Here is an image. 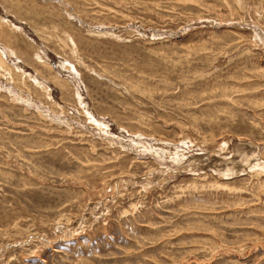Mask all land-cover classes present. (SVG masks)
<instances>
[{
    "label": "rangeland",
    "instance_id": "1",
    "mask_svg": "<svg viewBox=\"0 0 264 264\" xmlns=\"http://www.w3.org/2000/svg\"><path fill=\"white\" fill-rule=\"evenodd\" d=\"M0 264H264V0H0Z\"/></svg>",
    "mask_w": 264,
    "mask_h": 264
}]
</instances>
